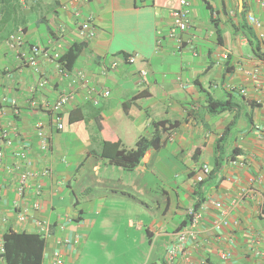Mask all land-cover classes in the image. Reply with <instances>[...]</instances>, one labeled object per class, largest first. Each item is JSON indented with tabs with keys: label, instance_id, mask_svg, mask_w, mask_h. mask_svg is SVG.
Wrapping results in <instances>:
<instances>
[{
	"label": "crops",
	"instance_id": "0c3cea01",
	"mask_svg": "<svg viewBox=\"0 0 264 264\" xmlns=\"http://www.w3.org/2000/svg\"><path fill=\"white\" fill-rule=\"evenodd\" d=\"M179 1L30 0L24 32L46 53L39 74L0 45L1 123L14 142L12 169L0 173V237L37 234L35 223L48 221L40 264H55L57 251L64 264H264V0H188L181 45L169 36ZM84 19L93 39L80 35ZM75 45L71 68L55 62ZM62 96L58 130L48 108ZM227 101L234 109L210 105ZM155 136L159 147L135 169L110 160ZM191 208L201 215L194 237L169 260L178 234L193 230Z\"/></svg>",
	"mask_w": 264,
	"mask_h": 264
},
{
	"label": "built area",
	"instance_id": "2783aa9c",
	"mask_svg": "<svg viewBox=\"0 0 264 264\" xmlns=\"http://www.w3.org/2000/svg\"><path fill=\"white\" fill-rule=\"evenodd\" d=\"M23 4H25V0H21ZM261 5L264 7V2L261 3ZM77 17L79 18V14H76ZM172 20L173 24L169 32V36L176 38L178 40L179 45H181L182 40L180 38V35L183 33L187 32L188 29L190 28V3L188 0H180L179 1V8L176 9L172 13ZM248 21L250 24L260 27L261 24L260 22L254 17V16H249ZM79 32L80 35L87 38V39H93L96 36L95 28L93 26V23L87 19L82 20L79 23ZM8 46L12 49H16L20 55V58L22 59V62L31 68L36 74L40 73V67H39V59L41 56H46V53L42 51L41 47L38 45H29L26 41L25 38V32L22 28L18 29L8 40L7 42ZM61 49V48H60ZM61 54L57 53L54 55V60L55 62H58L61 60ZM226 58V57H225ZM137 60V56H130L128 58V62L130 64H134ZM117 65V64H115ZM253 74V73H252ZM41 86L44 85V82L40 84ZM109 92H106L105 95L109 96ZM69 102V97L68 96H62L60 99H58L53 105L48 108L52 113H54L58 119V124H57V129L58 130H63L64 125L60 121V114L62 113V109L64 106ZM11 106L13 107V112L15 115L20 114V109L17 104V101L13 100L11 101ZM1 114L2 112L0 111V173L5 172L7 170H11L12 167L8 166L6 162V149L11 148L14 145L13 142V136L11 131L8 128H5L2 126L1 123ZM264 131V129H263ZM38 136L41 140V147L44 151L49 149V138L48 136L43 132L41 128H38ZM16 157L18 158L19 161H21L23 164H25L26 167H31L32 162L27 159V155L24 152H19L17 151ZM19 169V167H18ZM19 174V179L16 184L15 192L16 195L23 198L25 197L27 190L29 189L30 186V178L32 176L31 172L28 170L18 173ZM43 175L49 176L50 171L46 170L42 172ZM209 174V169L204 168L202 171V175L197 178L199 182L203 181V176ZM0 191H1V185H0ZM34 207L38 208L39 203L36 202L34 203ZM18 208V205L15 204V209ZM26 214L25 211H22L21 209L17 212V220L21 223L26 221ZM189 216H191L192 224L191 228L193 230H186L184 232H181L177 236V245L174 247H171L168 250L167 256L169 260H172L177 252L179 251L180 247H182L188 239L194 237V230L196 226L199 224L201 215L200 213L195 209L191 208L189 210ZM36 228H37V234L44 240H46L49 235H50V224L48 221H37L36 223ZM68 242V241H66ZM4 239L3 236L0 237V256L1 258L4 259V253H5V248H4ZM55 264H64L63 258L60 254V252H55ZM5 260V259H4Z\"/></svg>",
	"mask_w": 264,
	"mask_h": 264
},
{
	"label": "trees",
	"instance_id": "16d2710c",
	"mask_svg": "<svg viewBox=\"0 0 264 264\" xmlns=\"http://www.w3.org/2000/svg\"><path fill=\"white\" fill-rule=\"evenodd\" d=\"M0 0V45L8 42L10 37L20 28L27 26V15L25 9L30 0ZM81 45L71 47L61 57V62L67 68H71L81 50ZM216 109L215 113L234 109L235 105L227 102L210 103ZM163 122H160L162 124ZM159 123H157L158 125ZM156 126V125H155ZM171 127L173 125H170ZM157 135V133H155ZM152 139V140H151ZM143 137L136 143L135 149H121L110 160L118 166L127 170L135 169L143 160L146 152L151 148H158L160 137ZM4 239V259L6 264H40L45 241L38 234L17 233L9 230L3 235ZM158 264V263H149Z\"/></svg>",
	"mask_w": 264,
	"mask_h": 264
},
{
	"label": "rangeland",
	"instance_id": "374dc122",
	"mask_svg": "<svg viewBox=\"0 0 264 264\" xmlns=\"http://www.w3.org/2000/svg\"><path fill=\"white\" fill-rule=\"evenodd\" d=\"M103 258V257H102ZM102 260H104V259H102ZM121 262L119 261V264H120Z\"/></svg>",
	"mask_w": 264,
	"mask_h": 264
},
{
	"label": "clouds",
	"instance_id": "9594fccd",
	"mask_svg": "<svg viewBox=\"0 0 264 264\" xmlns=\"http://www.w3.org/2000/svg\"><path fill=\"white\" fill-rule=\"evenodd\" d=\"M24 30V29H23Z\"/></svg>",
	"mask_w": 264,
	"mask_h": 264
}]
</instances>
